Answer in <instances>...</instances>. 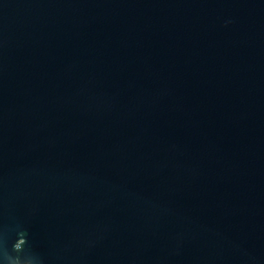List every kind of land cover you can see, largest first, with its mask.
<instances>
[{
    "label": "water",
    "instance_id": "95a60500",
    "mask_svg": "<svg viewBox=\"0 0 264 264\" xmlns=\"http://www.w3.org/2000/svg\"><path fill=\"white\" fill-rule=\"evenodd\" d=\"M0 264H264V0H0Z\"/></svg>",
    "mask_w": 264,
    "mask_h": 264
}]
</instances>
